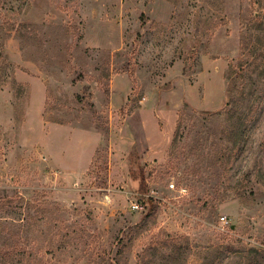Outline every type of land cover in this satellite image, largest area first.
Returning a JSON list of instances; mask_svg holds the SVG:
<instances>
[{
  "label": "rangeland",
  "instance_id": "rangeland-1",
  "mask_svg": "<svg viewBox=\"0 0 264 264\" xmlns=\"http://www.w3.org/2000/svg\"><path fill=\"white\" fill-rule=\"evenodd\" d=\"M0 264H264V0H0Z\"/></svg>",
  "mask_w": 264,
  "mask_h": 264
},
{
  "label": "built area",
  "instance_id": "built-area-1",
  "mask_svg": "<svg viewBox=\"0 0 264 264\" xmlns=\"http://www.w3.org/2000/svg\"><path fill=\"white\" fill-rule=\"evenodd\" d=\"M169 187L172 188V189H174V190H176V191H178L179 194H183V193L186 192V188H185V187L177 188L173 182H171V183L169 184ZM133 206H134L135 208H138V207H139V205H138L137 202H135ZM220 222H221V223H226V222H227V219H226L224 216H221V217H220Z\"/></svg>",
  "mask_w": 264,
  "mask_h": 264
}]
</instances>
